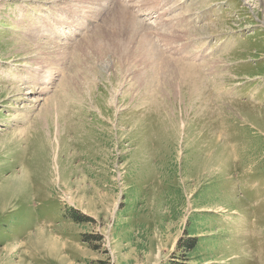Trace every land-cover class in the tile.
I'll list each match as a JSON object with an SVG mask.
<instances>
[{
    "label": "rangeland",
    "instance_id": "374dc122",
    "mask_svg": "<svg viewBox=\"0 0 264 264\" xmlns=\"http://www.w3.org/2000/svg\"><path fill=\"white\" fill-rule=\"evenodd\" d=\"M0 264H264V0H0Z\"/></svg>",
    "mask_w": 264,
    "mask_h": 264
},
{
    "label": "bare ground",
    "instance_id": "6f19581e",
    "mask_svg": "<svg viewBox=\"0 0 264 264\" xmlns=\"http://www.w3.org/2000/svg\"><path fill=\"white\" fill-rule=\"evenodd\" d=\"M184 2H185V1H184ZM119 50H120V48H119ZM129 51H130V49H129ZM129 51H128V52H129ZM130 52H131V51H130ZM119 53H120V52H119ZM127 56H128V55H127ZM130 58H131V57H130ZM113 60H114V59H113ZM123 61H124V59H123ZM34 71H35V70H34ZM220 74H221V73H220ZM33 77H34V76H33ZM47 110H48V109H47Z\"/></svg>",
    "mask_w": 264,
    "mask_h": 264
}]
</instances>
